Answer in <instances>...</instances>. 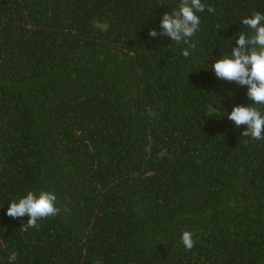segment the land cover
<instances>
[{
  "label": "trees",
  "instance_id": "1",
  "mask_svg": "<svg viewBox=\"0 0 264 264\" xmlns=\"http://www.w3.org/2000/svg\"><path fill=\"white\" fill-rule=\"evenodd\" d=\"M179 3L0 0V264H264V140L212 71L264 0H202L187 58L159 35ZM28 191L60 211L25 230Z\"/></svg>",
  "mask_w": 264,
  "mask_h": 264
},
{
  "label": "clouds",
  "instance_id": "2",
  "mask_svg": "<svg viewBox=\"0 0 264 264\" xmlns=\"http://www.w3.org/2000/svg\"><path fill=\"white\" fill-rule=\"evenodd\" d=\"M206 5L202 0H180L177 9L172 14L164 13L161 17L159 33L161 37H168L177 44H188V48L182 49L181 54L187 58L190 49L195 48V43H189L199 30L201 20L197 13H203ZM208 12H214L212 7ZM249 32L241 33L235 40V47L231 53L212 64V71L222 81L235 82L240 86H247V97L252 102L247 106H235L227 119L233 122L236 128L244 126L245 131L241 136L250 137L253 140H264V110L254 105L264 106V13L254 12L251 17L242 19ZM150 37H157L156 29L149 31ZM57 197L54 193L40 191L38 194L28 191L18 201L8 204L6 215L13 219L27 217L28 228H39L40 221L56 216L60 209L56 207ZM193 233L184 231L181 235V243L185 250L191 251L195 246ZM17 253L12 252L9 264H15ZM99 264V262H97Z\"/></svg>",
  "mask_w": 264,
  "mask_h": 264
}]
</instances>
